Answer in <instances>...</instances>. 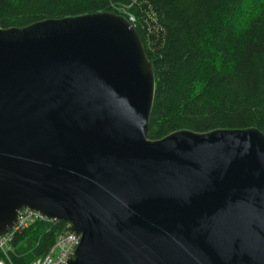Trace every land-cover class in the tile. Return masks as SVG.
Instances as JSON below:
<instances>
[{
    "label": "water",
    "instance_id": "water-1",
    "mask_svg": "<svg viewBox=\"0 0 264 264\" xmlns=\"http://www.w3.org/2000/svg\"><path fill=\"white\" fill-rule=\"evenodd\" d=\"M154 89L122 15L0 27V235L28 208L79 235L66 264H264V133L151 140Z\"/></svg>",
    "mask_w": 264,
    "mask_h": 264
},
{
    "label": "trees",
    "instance_id": "trees-1",
    "mask_svg": "<svg viewBox=\"0 0 264 264\" xmlns=\"http://www.w3.org/2000/svg\"><path fill=\"white\" fill-rule=\"evenodd\" d=\"M100 11L129 20L152 62L147 138L180 129L264 133V0H0V27ZM65 230L56 220L17 230L8 261L31 264Z\"/></svg>",
    "mask_w": 264,
    "mask_h": 264
},
{
    "label": "built area",
    "instance_id": "built-area-1",
    "mask_svg": "<svg viewBox=\"0 0 264 264\" xmlns=\"http://www.w3.org/2000/svg\"><path fill=\"white\" fill-rule=\"evenodd\" d=\"M130 20H132L131 17ZM43 220L52 221V219L45 217L41 213L28 208L18 211L16 224L12 229L0 235V264H11L8 261V252L12 249L11 243L15 232L36 221ZM67 227L68 225L66 224V230L56 236L48 252L42 257L35 259L31 264H66L79 243V235L70 233Z\"/></svg>",
    "mask_w": 264,
    "mask_h": 264
}]
</instances>
